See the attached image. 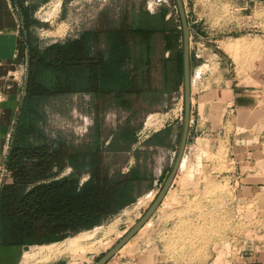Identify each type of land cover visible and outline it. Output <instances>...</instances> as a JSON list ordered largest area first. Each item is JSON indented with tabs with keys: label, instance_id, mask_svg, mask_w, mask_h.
I'll return each mask as SVG.
<instances>
[{
	"label": "rangeland",
	"instance_id": "rangeland-1",
	"mask_svg": "<svg viewBox=\"0 0 264 264\" xmlns=\"http://www.w3.org/2000/svg\"><path fill=\"white\" fill-rule=\"evenodd\" d=\"M15 1L21 17L28 18L27 44L38 50L77 38L96 25L99 13L105 9L118 17L131 4L138 11L155 15L165 10L172 25L182 29L176 0ZM182 2L190 30V88L191 97H195L183 156L187 162L184 167L179 166L165 197L149 219L152 225L147 228L149 223H145L121 248V260L131 263L141 258L143 264H264V0ZM234 42L245 43V47L227 53L226 45ZM196 52L200 57H196ZM221 58L226 63L219 64ZM200 66L201 77L211 79L197 88L196 80L200 78L195 76ZM157 67L158 91L141 96L134 106L135 113L101 104L88 93L37 96L26 107L24 117L31 145L66 142L92 151L106 145L124 126L141 123L131 150L110 154L108 162L127 172L138 161L146 178L132 190V202L88 229L98 228L94 239L109 241L99 251L97 260L143 217L177 157L184 123V84L176 78L174 62L167 83L160 71L161 64ZM224 72L232 77L233 89L242 99L241 108L215 104L201 112L198 96H206L210 82L215 80L214 86L220 84L216 80H221ZM206 97L210 99L208 94ZM158 132L162 140L168 142L170 138V143L161 142L160 146L150 148L154 149L151 153L137 159L134 151L146 149L150 136ZM74 174L75 170L67 166L55 179ZM86 179L83 173L80 180ZM72 235L61 234L57 242ZM88 252L95 254L97 250L84 247L74 253L66 252V262L94 264L96 259L92 258L85 262Z\"/></svg>",
	"mask_w": 264,
	"mask_h": 264
},
{
	"label": "trees",
	"instance_id": "trees-1",
	"mask_svg": "<svg viewBox=\"0 0 264 264\" xmlns=\"http://www.w3.org/2000/svg\"><path fill=\"white\" fill-rule=\"evenodd\" d=\"M165 12L138 11L131 4L117 17L105 9L96 25L75 39L42 50L27 44L24 98L5 161L10 179L0 187L1 244L56 242L61 234L75 235L98 226L133 201L132 190L146 178L139 162L123 172L112 167L108 157L131 150L141 123L124 126L106 145L91 151L66 142L29 144L24 115L33 97L73 93H88L101 104L135 113L141 96L158 91V64L165 83L170 82L173 62L176 78L182 81L183 44L178 39L183 33ZM22 19L26 28L28 18ZM161 137V132L153 135L154 145L168 144ZM134 152L139 159L151 150ZM67 166L75 174L55 179ZM83 173L87 179L81 181Z\"/></svg>",
	"mask_w": 264,
	"mask_h": 264
},
{
	"label": "crops",
	"instance_id": "crops-1",
	"mask_svg": "<svg viewBox=\"0 0 264 264\" xmlns=\"http://www.w3.org/2000/svg\"><path fill=\"white\" fill-rule=\"evenodd\" d=\"M16 7L15 0H0V92L4 95L3 100L0 102V168L5 165L6 156L12 144L16 122L24 98V88L27 77L28 47L25 36V26ZM242 47H245V43L234 42L227 44L225 50L229 53L240 50ZM220 63L222 65V63L226 62L221 58L219 64ZM202 72L203 66L198 67L195 76L197 79L200 78L196 80L197 88L202 82L204 83L211 79V77H201ZM216 81L220 84L214 86V80L212 83L210 82L211 87L207 90L206 96L208 94L210 99L206 96L203 98L198 96L197 105L199 110L205 112L207 106L209 109V105L215 104H223L224 107L232 105H235V107L238 105L240 107L242 99L239 96L240 94L233 89L231 75L228 72H224L223 78ZM191 105H195V97L193 96ZM153 135L150 136L147 143V148L149 150H151L150 148L152 147H157V145H154V140L152 141ZM171 141H173L172 136ZM169 143L170 138H168V144ZM186 162L187 161L183 159L181 167H184ZM148 223L149 226H147V228L152 225V220H148L146 225ZM39 245L40 244L4 245L0 243V264H69V260L66 262V257H69L66 252L55 253L54 251L39 250L37 248ZM105 246L106 245H102L96 248L97 252H95V254H90L92 252H88L89 259L85 262H90V258H92L96 259L94 261V263H96L98 261L97 257L98 253H100L99 251ZM122 249H120L106 264H143L141 258L137 261L135 259L134 262L131 263L121 260ZM99 255L101 256V254Z\"/></svg>",
	"mask_w": 264,
	"mask_h": 264
},
{
	"label": "water",
	"instance_id": "water-1",
	"mask_svg": "<svg viewBox=\"0 0 264 264\" xmlns=\"http://www.w3.org/2000/svg\"><path fill=\"white\" fill-rule=\"evenodd\" d=\"M182 22V33H183V84H184V123L183 130L180 140V145L178 148L177 157L172 166L170 173L168 174L158 196L145 212L143 217L137 222L135 226L122 238L120 239L111 249H109L105 254H103L96 263L94 264H106L128 241L131 239L151 218L154 211L157 209L161 200L165 197L172 181L177 173L179 166L182 163L184 152L186 149V143L188 138V130L190 128V113H191V65H190V48H189V25L186 20L184 6L182 0H176Z\"/></svg>",
	"mask_w": 264,
	"mask_h": 264
},
{
	"label": "bare ground",
	"instance_id": "bare-ground-1",
	"mask_svg": "<svg viewBox=\"0 0 264 264\" xmlns=\"http://www.w3.org/2000/svg\"><path fill=\"white\" fill-rule=\"evenodd\" d=\"M182 161H183V159H182ZM115 228L113 227V229H115ZM95 229L82 231L79 234L77 233V235L70 236V237L63 239L60 243L57 241L56 242L53 241L52 243H49V244L42 243L37 248L39 250H48V251H54L55 253H61V252H76V251H79L81 248H84V247H86V249L89 250V249H93V248H98L102 245H107L109 243V241H105L104 238L94 239V237H93L95 235L94 233L96 232V230L98 228L96 230ZM88 240H90V243ZM32 257H33V255H32Z\"/></svg>",
	"mask_w": 264,
	"mask_h": 264
},
{
	"label": "built area",
	"instance_id": "built-area-1",
	"mask_svg": "<svg viewBox=\"0 0 264 264\" xmlns=\"http://www.w3.org/2000/svg\"><path fill=\"white\" fill-rule=\"evenodd\" d=\"M195 55L196 57H200V54H198L197 52ZM216 56L218 57V55ZM3 98H4V95L2 92H0V102L3 100ZM182 118L183 117L181 116V119ZM9 179H10V172L7 170V168L4 165L3 167L0 168V187L5 181H8Z\"/></svg>",
	"mask_w": 264,
	"mask_h": 264
},
{
	"label": "flooded vegetation",
	"instance_id": "flooded-vegetation-1",
	"mask_svg": "<svg viewBox=\"0 0 264 264\" xmlns=\"http://www.w3.org/2000/svg\"><path fill=\"white\" fill-rule=\"evenodd\" d=\"M182 44H183V39H182ZM168 55H169V53H168Z\"/></svg>",
	"mask_w": 264,
	"mask_h": 264
}]
</instances>
